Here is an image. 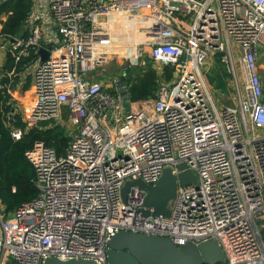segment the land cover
<instances>
[{
  "label": "built area",
  "instance_id": "2783aa9c",
  "mask_svg": "<svg viewBox=\"0 0 264 264\" xmlns=\"http://www.w3.org/2000/svg\"><path fill=\"white\" fill-rule=\"evenodd\" d=\"M42 1L45 16L30 21L28 35L3 38L14 65L0 75L13 100L31 79V100L18 98L14 110L25 128L12 135L65 119L75 129L63 154L43 140L26 151L38 194L10 212L0 204V264L49 256L107 264L121 229L177 244L216 239L225 264H264V0ZM120 12L146 34L125 48L127 63L144 66L147 55L158 71L174 68L155 96L131 98L129 109L117 86L125 66L105 69L120 54L112 25ZM217 61L231 75V104H218L207 75ZM180 162L198 183L178 184L169 216L142 214V185L124 201L125 181L154 184Z\"/></svg>",
  "mask_w": 264,
  "mask_h": 264
},
{
  "label": "trees",
  "instance_id": "16d2710c",
  "mask_svg": "<svg viewBox=\"0 0 264 264\" xmlns=\"http://www.w3.org/2000/svg\"><path fill=\"white\" fill-rule=\"evenodd\" d=\"M29 5L30 0H6L0 6V12L9 13L11 11L3 23L1 35L14 37L22 34L21 30L27 17ZM13 65V58L8 53L0 70H9ZM220 70L217 78L211 77L212 80H210L216 86L226 88V73L224 70ZM172 77L173 69L169 65L164 66L162 73L153 66H149L138 76H132L128 80V90L132 100L141 103L155 96V91L160 84L171 80ZM15 78L18 80L19 76ZM8 80L7 75H0V204L5 207L7 212H10L34 199L38 194V188L34 181L35 167L27 157L26 151L32 148L36 141L43 140L46 144L54 147L59 154H63L66 152L70 136L62 124L49 126L45 122L25 131L20 139H15L12 129L14 126L25 128V123L22 121L21 114L14 111L17 109L16 101L3 86ZM218 81L219 84H216ZM28 86L29 83L25 85L26 88ZM214 264H225V262L220 261Z\"/></svg>",
  "mask_w": 264,
  "mask_h": 264
},
{
  "label": "water",
  "instance_id": "95a60500",
  "mask_svg": "<svg viewBox=\"0 0 264 264\" xmlns=\"http://www.w3.org/2000/svg\"><path fill=\"white\" fill-rule=\"evenodd\" d=\"M6 0H0V5ZM42 60L49 55V50L40 49ZM130 66L125 64V68ZM132 74L124 72L118 83V91L122 95L127 108L131 106V96L127 82ZM180 172L175 173L168 166L161 177L150 184L141 178L127 180L122 186L124 201L127 200L128 191L133 184H139L147 189L142 208L145 216L164 214L169 216L170 205L176 197L177 186L181 184L198 183L197 175L187 167L185 162L178 165ZM225 254L216 239H209L199 243L187 242L177 244L171 238L159 234H147L128 229L115 232L107 248V264H214L224 261ZM43 264H100L94 259L74 257L62 259L58 256L47 257Z\"/></svg>",
  "mask_w": 264,
  "mask_h": 264
},
{
  "label": "rangeland",
  "instance_id": "374dc122",
  "mask_svg": "<svg viewBox=\"0 0 264 264\" xmlns=\"http://www.w3.org/2000/svg\"><path fill=\"white\" fill-rule=\"evenodd\" d=\"M4 17V16H3ZM0 16V18H3ZM7 46V43H6V40H1L0 39V66L3 65V57H1V55L3 54V52L5 51V53L8 54V52L5 50V47ZM123 54V53H122ZM122 54H118L116 56H114L106 65L105 69H106V72H107V75L109 73H112V74H118L119 71H120V68L124 67L125 64L127 63V60L126 58L122 55ZM3 56V55H2ZM146 63L144 66L142 65H130L128 68H124L127 72H130L132 74V76H138L140 72H143V70H146L149 66H153L154 68H158L159 64L155 63L154 60L152 58H150L149 56L146 55ZM261 59V63H264V53L262 54V57L260 58ZM171 67L173 70L174 68L172 66H169ZM163 69H164V66L162 68L159 69V71L162 73L163 72ZM214 69V70H213ZM224 70L225 73H226V76L225 78L227 79H231V75L229 73H227L226 71V67L224 64H222L220 61H217L214 66H212L210 68V70L208 71V78L209 80L211 79V77H216L219 75V73L221 72V70ZM212 80V79H211ZM210 80V83L213 85L214 89V96L217 98V101H218V104L219 105H222V104H231L233 102V98H232V95H230L229 93V89L227 88V85L225 86L226 88L222 87V86H216L215 84H213V82ZM215 80V78H214ZM29 85H30V81H28ZM27 84V83H26ZM216 84H219V81L216 83ZM29 87L28 86V90H29ZM26 89V88H25ZM24 89V91H25ZM20 92V100H21V104L24 106V104L27 102V99H28V96H29V92L27 93L26 91L25 92ZM62 121V120H61ZM64 124L66 126H64L66 128V130L68 132H70L71 130L75 129L73 127V125L67 120L65 119V122ZM261 222H264V221H261Z\"/></svg>",
  "mask_w": 264,
  "mask_h": 264
},
{
  "label": "bare ground",
  "instance_id": "6f19581e",
  "mask_svg": "<svg viewBox=\"0 0 264 264\" xmlns=\"http://www.w3.org/2000/svg\"><path fill=\"white\" fill-rule=\"evenodd\" d=\"M124 12L116 13L112 21L113 29L116 31L114 35L118 44L119 53L125 52L128 44H135L146 39L144 32L137 30V19L126 17Z\"/></svg>",
  "mask_w": 264,
  "mask_h": 264
},
{
  "label": "crops",
  "instance_id": "0c3cea01",
  "mask_svg": "<svg viewBox=\"0 0 264 264\" xmlns=\"http://www.w3.org/2000/svg\"><path fill=\"white\" fill-rule=\"evenodd\" d=\"M46 10H47V7L43 4V1L42 0H30V5H29L27 17L25 19V23H24L23 29L21 30L22 35H28L29 34V32H30V21L32 19H34V18H42L43 16H45L44 13H45ZM10 13H11V11L9 13H7L5 11L0 12V16L1 17L4 16L3 18H0V39L2 41H3L4 36L1 35V30L3 28L4 21L8 18V16H9ZM46 27H47V29H48L49 32H51V33L54 32V28L51 27V25L47 24ZM2 55H1V57H3L2 59H3V63H4L6 61V59H7V53H5V51H4ZM28 81H31L30 77L27 78V82L26 83H28ZM25 85L26 84H23L24 89L26 88ZM19 88L20 87L17 88L16 94H15V96L17 95L16 96L17 97V99H16L17 103L16 104H17V106L19 108H22V105L19 104L18 98H19V96L21 94L20 92H23L24 89L22 91H20L19 93H17V91L19 90ZM25 91L26 92L27 91L29 92L28 88H26ZM11 96H12V94H11ZM12 99H13V96H12ZM29 99L31 100V96L30 95L28 96V99L27 100H29Z\"/></svg>",
  "mask_w": 264,
  "mask_h": 264
}]
</instances>
